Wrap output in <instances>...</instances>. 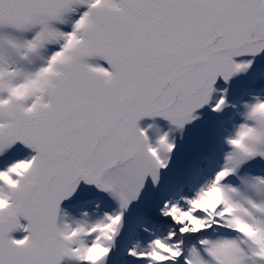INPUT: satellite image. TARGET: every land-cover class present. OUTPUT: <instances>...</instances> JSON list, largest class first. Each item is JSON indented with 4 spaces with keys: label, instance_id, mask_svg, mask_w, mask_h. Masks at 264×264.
<instances>
[{
    "label": "snow or ice",
    "instance_id": "6c2138e0",
    "mask_svg": "<svg viewBox=\"0 0 264 264\" xmlns=\"http://www.w3.org/2000/svg\"><path fill=\"white\" fill-rule=\"evenodd\" d=\"M262 51L264 0H0V159L27 149L0 164V264H110L125 212L175 148L139 121L182 129L204 106L223 111L217 79ZM231 107L222 163L160 198L164 223L125 250L137 264H264V95ZM81 185L116 209L70 215Z\"/></svg>",
    "mask_w": 264,
    "mask_h": 264
},
{
    "label": "bare ground",
    "instance_id": "6f19581e",
    "mask_svg": "<svg viewBox=\"0 0 264 264\" xmlns=\"http://www.w3.org/2000/svg\"><path fill=\"white\" fill-rule=\"evenodd\" d=\"M80 11H83V9H80ZM77 15L78 13L71 14L67 18L69 21L67 24L57 25V27H60L65 32L70 31L71 21L76 19ZM55 47L56 46H50L49 50H52ZM249 59L253 60L251 67L246 72L234 75L228 84H225L227 85V88L224 87V89L226 88L227 92L229 91V93H227L228 96H226L229 106L225 107L223 111L219 113L212 112L209 106H204L195 113L198 118L191 123L186 124L182 129H177L175 126L170 125L168 121L160 117L144 118L139 121V126L141 128H148V125H151V128H148L147 132L151 142H155L160 135L167 132L168 139L175 144V148L170 154L168 168L161 172L160 186L158 188H153L149 182L144 188L138 202L132 203L125 212L124 225L116 240V251L112 254L110 264H115L117 260H123L124 264H133L134 261L125 255V250L137 241L143 242L148 239L143 231L138 233L136 229L138 222L135 218V214L141 207L145 206L146 211L148 210L147 212H151L150 214H154L153 216L159 217L157 215V207L160 198L162 196H174L180 194L179 190L174 187V179L182 178L188 181V183L190 182V187L196 188L202 184L205 179L211 176L222 163V156L226 150L224 137L227 135L232 125H230L228 121H224L225 116H228L229 113L235 111L231 105L238 106L242 101H247L253 94L252 92L244 94V90L248 92L254 87V85L258 86L259 84L264 83V51L255 57L243 56L234 58L236 62ZM222 82L223 80L218 78L214 87ZM215 95L216 93L213 94V102L216 98ZM232 96L243 97L238 101L232 102ZM236 119H238L237 116ZM14 149H12V151H14ZM217 153V156H219L218 158L216 157L217 160L214 161L213 157L210 158L213 160L209 163L214 165V167L211 168V172H209V164L206 161L210 156L216 155ZM26 154L27 149L21 147L19 154H17L16 157L14 156L13 158H10L9 161L23 157ZM7 155L0 159V164H6L9 162L7 161ZM197 165L198 167L195 169ZM253 166V171L262 170L258 166V168ZM170 181L171 184L166 186ZM169 189H172L171 193H169ZM89 193L94 194L97 198L96 201L87 204L85 207L89 211L92 210L93 205L97 202H99L101 210L103 211L111 212L116 209V204L107 195L97 192L92 187L81 185L76 196H78L77 198H80L81 194L87 195ZM65 204L67 205V202ZM65 204H63L62 207L65 208L70 215H78L77 210L79 208L76 210H68V207ZM153 221L155 222L154 218ZM15 235L18 236V234Z\"/></svg>",
    "mask_w": 264,
    "mask_h": 264
},
{
    "label": "rangeland",
    "instance_id": "374dc122",
    "mask_svg": "<svg viewBox=\"0 0 264 264\" xmlns=\"http://www.w3.org/2000/svg\"><path fill=\"white\" fill-rule=\"evenodd\" d=\"M263 69H264V66H263ZM224 87L227 88V85H225L224 82L222 83H219L215 88L216 89H224ZM250 92H252L254 95H264V83H261L259 84L258 86L254 85V87H252V89L250 91H245L244 90V94H249ZM229 93V91L227 92ZM226 93V96H228ZM251 93V94H252ZM218 93H216L215 96H217ZM243 94V95H244ZM252 94V95H253ZM243 96L239 97V96H232L231 97V101L234 102V101H238L240 98H242ZM236 119V112L234 111L233 113H229L228 116H225L224 118V121H228V123L231 125ZM227 123V122H226ZM22 146L20 145H17L14 149V151H12L11 153H9L7 155V158L9 161L10 158H13L14 156L16 157L17 154H19V151H20V148ZM218 153L216 155H212L209 157V159L206 161L208 164H209V172H211V168L214 167V165H211L209 162H212V160L214 159L217 160V158L219 156H217ZM213 159H210L212 158ZM217 157V158H216ZM198 167V165L195 167V169ZM255 168H258L257 166H253ZM261 171V170H260ZM175 178V177H173ZM174 187L179 190V192L181 191V189L184 191V192H187L189 189H194V187H190V182L188 183V181L182 179V178H177V179H174ZM171 184V181L168 182L167 185H170ZM171 190L172 189H169V193H171ZM164 192V191H163ZM162 192V194H163ZM179 194V193H178ZM78 196H76L73 200L67 202V207H68V210H76V209H81V208H85L87 206V204L89 203H92L94 201H96V196L94 194H81L80 198H77ZM79 209L77 211H79ZM148 211V210H147ZM146 209H145V206L144 207H141L140 210L135 214V218L137 219V232H141V226L142 225H152L153 224V218L155 219V223H164L163 221L160 220L159 217H156V216H153L154 214H150L151 212H147ZM18 235H20L19 233H17ZM208 235H210V233H207ZM195 238H189V240H194ZM115 264H124V261L123 260H117V262ZM133 264H137V262L134 261Z\"/></svg>",
    "mask_w": 264,
    "mask_h": 264
}]
</instances>
